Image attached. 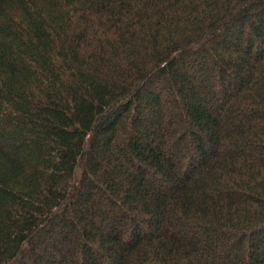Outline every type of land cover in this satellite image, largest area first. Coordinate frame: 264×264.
<instances>
[{"label": "trees", "instance_id": "obj_1", "mask_svg": "<svg viewBox=\"0 0 264 264\" xmlns=\"http://www.w3.org/2000/svg\"><path fill=\"white\" fill-rule=\"evenodd\" d=\"M0 264H264V0H0Z\"/></svg>", "mask_w": 264, "mask_h": 264}]
</instances>
